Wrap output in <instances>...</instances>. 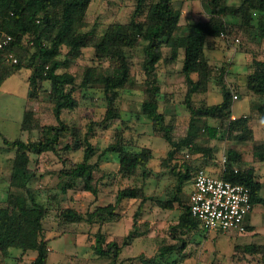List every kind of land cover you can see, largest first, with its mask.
Here are the masks:
<instances>
[{"label": "trees", "instance_id": "obj_1", "mask_svg": "<svg viewBox=\"0 0 264 264\" xmlns=\"http://www.w3.org/2000/svg\"><path fill=\"white\" fill-rule=\"evenodd\" d=\"M208 1L212 5L210 18L187 24L188 31L175 36V31L180 25V14L173 0H136L129 22H110L98 35L95 28H86V17L92 0H0V39L5 35L12 36L9 44L0 48V86L9 76L27 68L28 96L37 99L41 92L47 89L45 81L48 80L49 105L57 120V123L40 124L33 111L27 109L24 112L22 129L37 125L38 137L24 141L20 137L9 139L4 136L6 145L15 151L10 186L25 190L10 193L5 205L0 206V252L5 259L13 257L14 248L22 250L19 263L16 264H21L23 254L28 251L36 252L30 264H46L48 256L44 219L50 206L37 200L29 184V175L32 172L30 152L42 154L47 151L58 152L59 149H83L82 160L64 159L68 167L60 169L58 188L61 193L81 187L82 190L98 194L95 177L98 163L91 161L96 152L90 138L94 122L82 133L80 127L65 122L62 113L65 109L77 108L80 98L87 99L86 87L99 84L103 91L102 99L106 102L105 113L99 121L101 127L107 128L109 123L122 118V92L135 85L130 59L133 57L132 52L138 47H141L143 52L140 67L146 76L141 111L152 121L154 130L170 146L168 154L162 158V166L169 167L183 147H188L192 153H203L208 158H213V148L197 140L201 130L211 138L217 137L219 131L224 130L225 137L231 141L255 139L252 116L233 118V93L225 83L227 67L211 62L206 45L211 39L221 37L222 33L235 32L236 24L229 22L227 15L238 17L240 26H256L264 37V0ZM89 46L94 49L93 62L85 65L82 73L67 69L60 71L61 68L70 66L75 59L84 56V49ZM165 47L169 49L168 53H165ZM10 54L17 57L18 61H12L13 63L8 65ZM180 57L183 61L181 72L187 85L183 102L190 113V124L186 135L177 139L174 136L175 124L167 120L161 106L162 88L158 69L162 61L174 62ZM212 81L220 85L222 101L197 104L194 95L208 90ZM247 86L254 94L264 97V59L253 60V68L247 76ZM78 91L79 97L76 95ZM167 96L168 94H165L164 99H167ZM257 112L264 118V100L258 103ZM209 117L215 119L218 126H213L205 120ZM198 121H202L200 127L196 124ZM262 150L264 143L254 145L255 155L264 159V156L259 155ZM109 152L114 153L118 160L117 175L149 177L150 163L154 157L153 148L130 147L124 128L115 129L113 140L99 156L103 157ZM238 161L239 154L229 150L221 175L227 180L245 184L250 188L253 208L256 204L264 205L263 183L257 179L253 167L239 165ZM197 168L190 162H176L172 165L171 172L176 176L175 187L167 198L160 199L157 203L166 209L179 206L181 213L178 220L167 228L154 256L140 254L135 257L141 264H161L168 262L173 254L185 255L189 243L187 234L196 232L200 227L199 221L191 213L190 197L184 195V185L190 179L193 181ZM58 195L54 193L51 198L58 201ZM130 199H140L133 215L135 229L128 232L121 243L108 239L102 226L121 219L124 216L123 204ZM148 199L150 196L144 186L127 185L117 189L114 199L108 204L97 205L86 213L68 206L60 208L58 216L64 223L98 221L101 229L95 234L96 253L108 257L111 264H120L118 258L123 247L129 244L135 235L149 230V221L137 226L138 218ZM247 228L253 229L252 226ZM241 249L252 256L247 258L248 261L264 264V243L243 246L235 244V261L247 256L240 255Z\"/></svg>", "mask_w": 264, "mask_h": 264}, {"label": "rangeland", "instance_id": "obj_2", "mask_svg": "<svg viewBox=\"0 0 264 264\" xmlns=\"http://www.w3.org/2000/svg\"><path fill=\"white\" fill-rule=\"evenodd\" d=\"M176 10L180 14V25L175 31V36H180L188 31L187 24L208 20L212 14V5L208 0H173ZM136 6V0H92L87 13V29L95 28L96 34H100L110 22H129ZM256 16V15H255ZM229 22H234L235 32L229 34L228 39L221 37L211 39L206 45V50L211 58V62L217 65H229L230 72L228 78L234 80L237 78L240 91H247V74L250 71L251 64L255 58L264 59V37L256 26L248 30L240 26L239 18L233 15H227ZM256 22V20H255ZM239 38L240 41L235 39ZM165 53L169 52L164 48ZM84 56L77 58L67 68L74 73H82L85 65L93 62V46L84 49ZM131 57L132 79L135 81L133 87L127 88L122 92L120 105L122 108V118L109 123L107 128L101 127L100 119L106 110V102L102 99L103 91L99 84L86 87V98H80L79 106L75 109H65L62 113V119L71 124L80 127L82 133H85L91 122H94L91 141L96 147V152L91 158L93 163H98L95 169L96 185L98 194L82 190L81 187L71 189L67 193H61L58 188L60 181V169L65 166L64 159L80 161L83 159V149H71L58 152L47 151L42 154L30 152L31 156V174L29 175V184L33 188L36 198L40 202L49 205V211L44 219L47 228L48 256L46 264H111L108 257L97 254V259H93L96 251L95 234L101 229L98 221H82L78 223H64L60 220L59 209L73 207L83 213L93 210L97 205H105L114 199V192L117 189L127 185L144 186L150 199L144 205V210L139 216L137 226L149 221L150 227L144 233L135 235L131 242L125 245L119 254L120 264H141L136 256L144 254L147 257L154 256L162 243L165 232L172 223L178 220L181 208L176 206L173 209L161 207L157 201L167 198L174 189L176 176L171 172L173 164L190 162L198 164L199 160H208L207 155L203 153H192L188 147H183L177 153V157L170 162L169 167L162 166V158L168 154L170 146L168 142L158 134L153 127L152 121L142 114L141 104L145 97L144 80L146 76L140 67L143 52L138 47ZM11 59L7 60L10 65ZM183 65L182 57L174 62H161L158 73L164 80L161 88L164 91L173 92V99L176 102L177 114L167 116V120L175 124L174 136L179 139L186 135L188 130L187 114L189 110L183 102L187 90L186 82H181ZM29 69L23 68L9 76L0 86V206L5 205L6 199L10 193L24 192V188L10 186V174L15 154L14 149L9 148L4 142V136L9 139L21 138L24 141L35 140L38 137V127L27 126L22 129V121L25 110L33 111L35 119L40 124L57 123L55 115L49 105L48 88L50 82L45 81L44 89L37 99L28 96ZM173 81L172 85H169ZM172 86V87H171ZM170 87L172 89H170ZM167 93V92H166ZM215 93V94H214ZM169 94V93H167ZM171 94V93H170ZM221 89L216 83L212 82L211 88L207 92H197L194 99L197 104L209 101L216 102L214 96L222 97ZM76 95L79 97L80 92ZM163 97L161 96L160 99ZM245 96L239 100H234L233 109L240 111L239 104L244 103ZM165 99L161 100L164 104ZM238 107V108H237ZM186 116V117H185ZM209 124L212 122L206 118ZM202 121L196 124L200 127ZM124 128L125 136L133 149H140L143 146L152 147L154 157L150 163L149 177L144 178L141 175L136 177H122L117 175L119 167L118 160L114 153H107L100 157L101 151L106 148L114 138L116 128ZM221 137L213 140L205 131L201 130L197 139L203 145H218L215 149L212 162L208 164V173L217 176L214 170L222 162L223 153L227 152V139L225 132L222 131ZM247 145V142H241ZM240 142H231L229 146L236 147ZM212 145V146H214ZM179 167H182L179 165ZM192 179L184 185V195L188 196ZM57 193L58 201L51 198V195ZM140 199L126 200L123 204L124 216L115 221H110L102 226V230L108 239H115L119 243L123 241L124 236L135 229L133 215L139 205ZM246 223L254 228L246 232H207L205 230L196 231L187 234L186 238L190 242L187 249L188 256L181 259L182 255L173 254L168 262L161 264H257L250 262L247 258H252L244 252L240 255L246 256L245 259L236 262L232 261V254L235 252V244L246 245L250 243H264V205L256 204L246 218ZM13 257L5 259L0 252V264H16L22 255V250L14 248ZM36 255L35 251H28L24 256L25 261L21 264H29L31 257ZM124 258V259H121ZM130 258V259H127ZM132 258V259H131Z\"/></svg>", "mask_w": 264, "mask_h": 264}, {"label": "built area", "instance_id": "obj_3", "mask_svg": "<svg viewBox=\"0 0 264 264\" xmlns=\"http://www.w3.org/2000/svg\"><path fill=\"white\" fill-rule=\"evenodd\" d=\"M221 38L228 39L229 34L222 33ZM11 40V35L2 37L0 48L8 45ZM235 40L240 41L239 38ZM9 58L13 62L18 61L13 54ZM226 160L227 156H224L222 170ZM189 197L191 213L202 227L223 232L247 231L246 218L253 210L251 190L247 185L227 180L221 174L212 175L204 167H198Z\"/></svg>", "mask_w": 264, "mask_h": 264}, {"label": "crops", "instance_id": "obj_4", "mask_svg": "<svg viewBox=\"0 0 264 264\" xmlns=\"http://www.w3.org/2000/svg\"><path fill=\"white\" fill-rule=\"evenodd\" d=\"M242 28H246L247 30L250 28V27H247V26H242ZM264 54V53H263ZM223 65H226V64H223ZM226 67H227V72H226V74H225V83L231 88V90H232V93H233V103H234V100H239L240 98H243V96H245V98H247V102H246V100H243L244 101V103H241V104H239L238 105V107L240 106V111L239 112H237V111H235V108L233 109L232 108V116H233V118H235V117H240V116H252L253 117V125H254V134H255V139L253 140V141H231V140H228L227 138V144H225V145H227V152L225 153V150H223L224 151V153H223V157L224 156H227L228 155V152H229V150H234L235 152H237L238 154H239V161H238V163L237 164H239V165H242V166H245V167H253L254 168V171H255V174L257 175V179L259 180V181H261L262 183H263V185H264V159L263 158H260V157H258L257 155H255V152H254V145L255 144H258V143H264V118H262V117H260L259 115H258V112H257V106H258V103L260 102V101H262V100H264V97H262V96H260V95H256V94H254L253 92H251L250 90H249V88H248V86H247V91L244 93L245 95H243V93L240 91V89H239V85H238V80H237V78L236 79H234V80H230L229 78H228V73L230 72V68H229V65H226ZM252 68H253V62H252V64H251V67H250V71L252 70ZM249 71V72H250ZM183 76H182V80H181V82H182V84L184 85V81H185V76H184V74L183 73H181ZM247 76H248V74H247ZM158 78H159V82L161 83V86H162V83H163V79H162V77L160 76V73H158ZM213 82V81H212ZM212 82L210 83V85H209V88H208V90H206V91H203V92H207V91H209L210 90V88H211V85H212ZM170 84L169 85H172L174 82L173 81H171V82H169ZM219 87H220V85H218ZM172 87V86H171ZM170 87V89H172ZM220 89H221V87H220ZM169 93L168 94V96H167V99H165L166 101L164 102V104L163 103H161V106H162V109L164 110V112L166 113V115L167 116H169L170 114L172 115V116H175L176 114H177V107H176V102L174 101V99H173V92H171V91H164L163 90V87H162V94H161V96L163 97L161 100H163L164 99V95L165 94H167V93ZM171 93V94H170ZM221 93H222V90H221ZM215 94V93H214ZM222 95V94H221ZM160 96V97H161ZM235 96H237V97H235ZM214 98H215V100H217L216 102H212V103H219V102H221L222 101V97L221 98H219L217 95L216 96H214ZM206 101L208 102V103H210V104H212L210 101H209V96L207 95V98H206ZM233 103H232V107H233ZM186 106V105H185ZM237 107V108H238ZM187 108V107H186ZM188 118H187V124H188V128H189V124H190V113L188 112V114L186 115ZM185 116V117H186ZM211 122H212V124L211 125H213V126H218V124L216 123V121H215V119H213V118H211V117H209L208 118ZM173 123V122H172ZM188 131V130H187ZM222 131H224V130H221V131H219V133H218V135H217V137H214V138H212L213 140H217L218 138H220L221 137V133H222ZM231 142H240V144L239 145H237L236 147H234V146H229V144H231ZM241 142H247L248 144L247 145H244V144H242ZM212 145H214V144H212ZM211 145V147L213 148V152H215V149L217 148V146L218 145H214V146H212ZM214 154V153H213ZM259 155L260 156H264V150H262V151H260V153H259ZM214 156V155H213ZM212 160H213V158H208V160L207 159H205V160H199V162H198V164H192L195 168H197V167H204L206 170H207V165L208 164H210L211 162H212ZM214 162H212V164H213ZM222 167H223V159H222V162H220L219 163V167L218 168H215L214 166H213V168H214V170L218 173V175L219 174H221V171H222ZM192 183H193V181H192ZM191 189H192V184H191V187H190V190H189V193H190V191H191ZM263 194H264V186H263ZM189 193H188V195H189ZM251 213V212H250ZM249 216V215H248ZM247 216V217H248ZM247 224V223H246ZM249 225L247 224V227H248ZM253 227V226H252ZM254 228V227H253ZM202 230H205V231H207V232H211V231H217V232H223V231H220V230H218V229H206V228H204V227H202L201 225H200V227H199V229L197 230V232L198 231H202ZM247 230H248V228H247ZM230 231H234V230H230ZM237 231V230H236ZM226 232H229V231H226ZM238 232V231H237ZM195 233V232H194ZM189 246H190V242L188 243V247H187V249L189 248ZM187 249H186V251H185V255H183V256H181V259L182 260H184V257L185 256H188L189 254H188V252H187ZM234 254V253H233ZM233 254H232V261H234V262H236L234 259H233ZM26 255V253H24L23 254V256H22V262H24L25 261V259H24V256ZM249 255V254H248ZM35 256L36 255H33L32 257H31V261L35 258ZM97 253L93 256L94 258L93 259H95L94 261H96V259H97ZM121 259H124V258H121ZM30 261V262H31ZM30 262H29V264H30ZM209 264H214V263H212V262H210ZM241 264H244L243 262H241Z\"/></svg>", "mask_w": 264, "mask_h": 264}]
</instances>
